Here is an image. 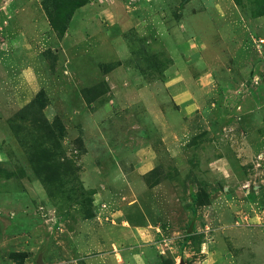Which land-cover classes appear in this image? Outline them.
<instances>
[{"label":"rangeland","instance_id":"rangeland-1","mask_svg":"<svg viewBox=\"0 0 264 264\" xmlns=\"http://www.w3.org/2000/svg\"><path fill=\"white\" fill-rule=\"evenodd\" d=\"M11 1L0 264H261L264 0Z\"/></svg>","mask_w":264,"mask_h":264},{"label":"crops","instance_id":"crops-1","mask_svg":"<svg viewBox=\"0 0 264 264\" xmlns=\"http://www.w3.org/2000/svg\"><path fill=\"white\" fill-rule=\"evenodd\" d=\"M11 4H14V6H17V9H15V10H13V13H12V19H13V21L16 23V25H21V21H20V19L22 18V17H27L28 15H33V13L32 12H30V10L32 9V8H34L35 9V7H34V5L36 6V13H35V15H37L38 14V7H40V4H39V2H36V1H32V0H29V1H27V0H23L22 1V7H19V4H20V2L19 1H15V0H12L11 1ZM85 8H87L85 5H83V6H81V7H78V8H76L74 11H73V14H72V16H71V18H70V21H69V23L72 21V19L74 18V14H76V13H78V12H82V11H85ZM90 9V8H89ZM3 11H5V10H3ZM1 14H3V16H1V18L3 19V20H8L9 18L7 17V13H6V11L5 12H2V11H0V15ZM39 14H43L42 16H44L43 18H45V14H44V11H43V9H40L39 8ZM42 18V17H41ZM42 18V19H43ZM46 19V18H45ZM36 22H37V20H36ZM38 23V22H37ZM41 25H45L44 24V21L43 22H41ZM254 226H256V227H258V224H253ZM250 238V237H249ZM248 238V239H249ZM260 240H261V242H260V250H261V252H263L264 253V236L263 235H260ZM264 259L262 260V262H261V264H264Z\"/></svg>","mask_w":264,"mask_h":264}]
</instances>
